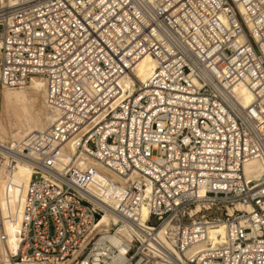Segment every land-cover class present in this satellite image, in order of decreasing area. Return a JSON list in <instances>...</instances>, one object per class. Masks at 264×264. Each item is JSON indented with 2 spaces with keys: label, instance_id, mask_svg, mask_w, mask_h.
<instances>
[{
  "label": "built area",
  "instance_id": "1",
  "mask_svg": "<svg viewBox=\"0 0 264 264\" xmlns=\"http://www.w3.org/2000/svg\"><path fill=\"white\" fill-rule=\"evenodd\" d=\"M146 54L150 76L124 86ZM33 77L54 120L0 154L7 176L23 161L32 171L21 203H0L8 263L119 253L98 226L90 159L128 180L113 209L128 236L120 264H264V179L243 171L264 165V0H0V86Z\"/></svg>",
  "mask_w": 264,
  "mask_h": 264
},
{
  "label": "bare ground",
  "instance_id": "2",
  "mask_svg": "<svg viewBox=\"0 0 264 264\" xmlns=\"http://www.w3.org/2000/svg\"><path fill=\"white\" fill-rule=\"evenodd\" d=\"M238 10L241 12L242 8L238 6ZM154 67V59L152 56L146 54L139 59L132 70V75L123 77L121 82L126 87H130L134 82L143 83L150 76ZM0 87L2 88L0 100L1 107L3 108V112L0 116V154H5L6 148L20 143L35 131L48 127L53 122L54 115L48 110L45 104V90L42 79L33 77L28 84L20 88ZM234 93L242 106L247 107L251 103L252 95L244 85L236 86L234 88ZM37 97L41 99L40 105L35 102ZM5 142H7V144ZM4 143L6 145H4ZM64 149L69 154L73 151L69 143L65 145ZM87 164L93 165L96 168L90 190L104 201L107 206L98 222V226L107 227V230L110 228L114 229V233H108L103 236L111 246L119 251V253L113 257L110 264H120L122 261V243L127 240L128 236L118 225L117 217L114 215L113 209L118 207L128 185V180L107 171L103 166L93 160L89 159ZM243 171L247 177L254 178L257 181H262V179H264V165L255 158L249 159L244 163ZM31 175V165L27 161L17 163L9 176H7L5 171V163L0 164V203L3 214L5 213L6 203L13 204L15 201L21 203ZM133 177L134 176H131L130 178L133 179ZM236 207L245 209V207L241 205H237ZM228 212L230 213L231 210L229 209ZM15 214L17 216L16 219H19L20 211ZM146 217V208L143 206L141 209V219L145 220ZM5 233L8 236V247L12 248V227L8 223H5ZM223 236L224 228L222 223L208 230V240L211 243L221 242ZM202 245L203 244H198L190 250L198 249L202 247ZM0 264H11L2 257L1 246ZM151 264L158 263L153 262Z\"/></svg>",
  "mask_w": 264,
  "mask_h": 264
},
{
  "label": "rangeland",
  "instance_id": "3",
  "mask_svg": "<svg viewBox=\"0 0 264 264\" xmlns=\"http://www.w3.org/2000/svg\"><path fill=\"white\" fill-rule=\"evenodd\" d=\"M1 91H2V88L0 87V99H1ZM35 102H36V104H38V105H40V102H41V99H40V97H37L36 99H35ZM38 105H36V106H38ZM2 105H1V100H0V116H1V114H2V112H3V108L1 107ZM6 144H7V142H5ZM4 143V145H6Z\"/></svg>",
  "mask_w": 264,
  "mask_h": 264
}]
</instances>
